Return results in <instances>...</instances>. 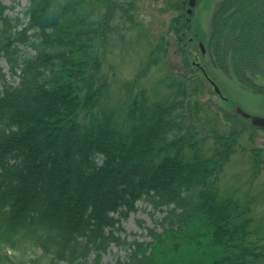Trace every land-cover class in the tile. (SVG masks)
<instances>
[{
	"label": "trees",
	"instance_id": "trees-1",
	"mask_svg": "<svg viewBox=\"0 0 264 264\" xmlns=\"http://www.w3.org/2000/svg\"><path fill=\"white\" fill-rule=\"evenodd\" d=\"M141 1L27 0L11 17L0 0V264H99L111 244L126 252L116 264H264L249 205L217 178L243 130L197 98L179 17L113 91L105 58ZM214 18L210 54L248 85L264 74V0H223ZM158 65L156 95L142 80ZM138 202L160 216L149 241L120 235Z\"/></svg>",
	"mask_w": 264,
	"mask_h": 264
},
{
	"label": "rangeland",
	"instance_id": "rangeland-1",
	"mask_svg": "<svg viewBox=\"0 0 264 264\" xmlns=\"http://www.w3.org/2000/svg\"><path fill=\"white\" fill-rule=\"evenodd\" d=\"M167 1L142 0L140 10L136 13L138 26L128 31L123 41L113 35L109 53L105 58L106 66L111 67L113 91L116 93L120 83L131 80L136 75L141 62L145 63L149 56L150 46L168 34L171 17L173 15L179 17L177 23L180 22V30L185 31L181 48L195 69L193 74H197L201 82L202 91L197 98L201 103L219 108L222 115L220 118L231 117L229 123L232 121L237 126L236 129L243 130L239 134L235 153L223 162V168L217 177L220 189L222 192L233 193L241 202H247L251 210L250 216L254 220L251 230H255L256 238L264 242V129L251 125L249 120L240 115L233 114V109L239 107L250 116L264 117V74L252 75L249 78L250 83L244 85L233 74L231 63L228 62L227 67L220 68L218 60L210 54L208 39L214 28L215 12L223 0H171L173 7H177L174 11L165 9L164 4H167ZM2 2L9 6L15 5L13 11L7 12L11 17L27 5V0ZM166 62L172 70H180L183 65L174 43L166 54ZM0 66L4 70L7 69L2 59ZM165 69L158 65L142 80L151 93L156 91L157 95L161 92L157 84L166 74ZM210 82L217 87L219 94L215 93ZM229 123L221 125L220 130L228 131ZM252 149L258 152L255 160L252 159ZM255 161L258 163L254 164ZM136 206L137 211L130 213L121 221L120 235L127 241L133 239L149 241L144 229L153 226V220L159 219L160 216L159 214L152 216L151 209L139 202ZM35 256L32 254L23 264H34L32 261L36 259ZM125 257L124 249L111 244L101 255L99 264H116L117 261L122 263ZM93 259V255L88 258L91 261ZM37 264L55 263L39 260ZM56 264L68 263L61 261Z\"/></svg>",
	"mask_w": 264,
	"mask_h": 264
},
{
	"label": "water",
	"instance_id": "water-1",
	"mask_svg": "<svg viewBox=\"0 0 264 264\" xmlns=\"http://www.w3.org/2000/svg\"><path fill=\"white\" fill-rule=\"evenodd\" d=\"M211 85L213 86L215 93L219 94L217 87L213 85V83H211ZM233 114L240 115L244 119L249 120L251 125L264 129V117L261 118V117L250 116L249 114L241 110L239 107H236L233 109Z\"/></svg>",
	"mask_w": 264,
	"mask_h": 264
}]
</instances>
